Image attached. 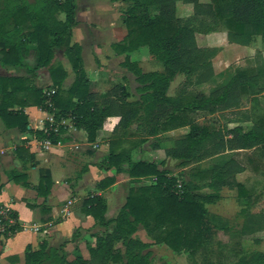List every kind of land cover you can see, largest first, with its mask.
<instances>
[{
    "label": "trees",
    "instance_id": "trees-1",
    "mask_svg": "<svg viewBox=\"0 0 264 264\" xmlns=\"http://www.w3.org/2000/svg\"><path fill=\"white\" fill-rule=\"evenodd\" d=\"M114 1L129 4L123 13L127 35L113 49L127 55L121 66L138 83L140 97L133 102L124 85L114 86L104 96L90 91L82 48L72 43L73 29L78 25L75 0H0L2 63L7 65L15 55L11 64L21 66L32 52L33 72L49 71L56 117L71 119L74 127L86 131L90 142L99 140L108 118L119 117L110 142L108 169L115 174L125 173L131 179L126 202L115 218H106L108 209L101 197L85 200V214L106 230L88 246V259L76 250L74 259L69 260L62 246L48 252L27 248L26 264H152L155 245L196 255L217 232L231 231L226 220L211 215L206 208L222 200L223 189L237 190L240 200H246L248 206L252 204L253 191L237 180L246 171L237 153L253 149L264 152V110L252 107L256 119L247 132L240 124L220 125L214 117L241 109L244 99L256 102L264 97L263 53L257 54L254 67L216 75L213 62L219 50L200 47L198 37L224 31L230 44L251 46L260 41L264 51V0ZM179 2L193 7L190 16H178ZM144 49L151 60L163 65V73H146L138 61H132L131 55ZM58 50L64 51L75 73L68 88V72L56 57ZM177 76H184L185 82L178 95L170 96L169 89ZM206 85H212L209 93L191 90ZM37 92L41 97L39 105L52 113L53 109L46 105L49 98L43 96L42 90ZM132 125H138L144 135L139 146L149 138L155 139L152 151L162 149L165 133L188 128L187 134L164 147L165 159L177 161L183 171L175 176L163 167L164 161L155 162L145 154L134 160L132 152L138 145L119 150L123 142L119 132ZM27 126L25 122L24 130ZM40 137L48 139L42 132ZM51 141L57 144L60 138L51 137ZM206 161L211 164L202 167ZM185 175L188 180L183 179ZM145 179L153 181L145 184ZM114 182L115 177H108L99 187L104 190ZM50 184L51 173L41 170L38 189L46 190ZM242 213V235L264 231V215L248 210ZM141 229L152 239L151 243L136 236ZM230 264H264V252L249 253Z\"/></svg>",
    "mask_w": 264,
    "mask_h": 264
},
{
    "label": "crops",
    "instance_id": "crops-1",
    "mask_svg": "<svg viewBox=\"0 0 264 264\" xmlns=\"http://www.w3.org/2000/svg\"><path fill=\"white\" fill-rule=\"evenodd\" d=\"M123 6L126 7L124 10L126 11L129 4L114 0H89L77 11L78 25L73 29L72 43L81 46L84 67L90 82V91L99 94V96H104L109 92L104 93L100 90L104 81H108L107 77L109 78L111 75L106 63L119 61V68H122V59L125 60L127 57L126 54H119L113 49L114 44L124 40L127 35L126 30L118 29L121 37L124 34L123 38L118 42L111 41L115 36L114 28L117 29V25L120 24L122 14L120 7ZM189 6L192 13L191 5L185 8H189ZM218 37H221L220 43L213 44L215 40H218ZM107 42L108 44H106ZM206 43H208V48L219 50L213 62L216 75L227 74L224 68L233 61H228L226 57L238 50H244V48L248 50L255 48L253 50L256 51L250 56L251 64L245 67L255 66L254 61L260 51L263 53L264 60L261 43L256 42L251 46L230 44L225 32L207 35ZM30 50H32V45ZM90 50L91 57H88ZM3 57L4 54L0 50V204L7 205L12 209L17 223L14 233L3 241V255L0 264H26L27 248H30L32 252H38L41 249L48 252L51 248L60 246L65 252L67 251V256L70 250L79 249L81 254L88 259L89 251L84 239L85 237L90 238L91 228L95 222L93 217L87 216L84 212L85 200L88 197L96 196L104 199L108 209L106 218L112 219L119 214L129 194L131 181L129 176L125 173L112 174V170L108 169L110 142L114 138L113 132L118 126L120 118H108L99 140L96 142H90L85 130L74 127L72 120L66 119L69 124L59 137L60 144H54L48 149L42 148L40 143L46 139H42L40 133H43L47 116L51 112L44 110L39 105L41 97H38L37 90H42L43 96L49 91V86L52 85L49 71L40 69L33 72L35 57L32 52L24 59L21 66L11 64L15 60V55L9 58L10 61L7 62V65L2 63ZM132 59L134 58L132 57ZM152 61L161 66L164 72L161 63ZM238 65L233 70L241 68ZM67 67H64L68 72L65 88L70 87L75 79L71 77L73 73ZM89 69L92 70V73L89 72ZM217 80L220 82L222 78L219 77ZM129 101L135 100L129 99ZM253 106L264 110V97L260 96L256 102L244 99L241 109L218 113L216 120L220 125L227 122L233 123L235 126L240 124L247 132L256 119V111L252 109ZM25 122L28 124L26 130L23 127ZM133 126H131L132 129ZM135 127H137V134L131 128L119 132V134H123V142L119 145V150L138 145L132 152L134 159H141L142 154H145L155 162H158L157 153L163 152L164 155V147L172 145L174 140L171 139L172 137L179 133L187 134L186 131H189L188 128H183L165 133L162 136V149L152 151L151 148V151H147L144 150V147L151 141L150 145L156 141L152 137L146 144L139 146L136 141L143 140L144 135L138 131V125ZM64 140L67 141L63 142ZM237 154V159L246 170L237 177V180L247 189H254L255 185L251 184L255 182L252 179L253 174H261L264 177V152L253 149L238 151ZM135 156L137 157L135 158ZM162 161H165V156L163 160L161 159ZM43 169L51 173L50 188H46V190L38 189ZM112 176L115 177L114 184L107 189H100V182ZM261 182L264 183L263 180ZM223 190L230 191L227 188ZM86 192L89 193L88 196H86ZM85 196L86 198H84ZM82 201L83 209L80 208ZM76 229H79V232L81 231L84 236L82 234L74 235ZM96 237L90 238V244L95 242ZM78 238L79 242H77ZM68 259L73 260L74 258L69 256Z\"/></svg>",
    "mask_w": 264,
    "mask_h": 264
},
{
    "label": "rangeland",
    "instance_id": "rangeland-1",
    "mask_svg": "<svg viewBox=\"0 0 264 264\" xmlns=\"http://www.w3.org/2000/svg\"><path fill=\"white\" fill-rule=\"evenodd\" d=\"M86 1H89V0H75L77 11L80 10L81 5H83ZM187 6L188 5H183L182 3H179V10H178L179 17L186 18L190 16V14H192L190 12V6L189 8H185ZM120 8L122 11L121 21H120V24L117 25V29L114 28L113 30L115 36L111 39L112 42H118L124 36L123 34V36L121 37L118 29H121L124 31L126 30V34H127V29L123 24V13L125 12L124 10L126 9V7L123 6ZM63 18H64V15L61 16V19ZM220 41H221V37H218V40H215L213 44L215 43L219 44ZM258 43H261V42L258 41ZM106 44H108V42ZM198 45L200 47H207L208 43H206V36L198 37ZM253 49L255 50V48ZM253 49L248 50L247 48H244V50H238L236 53L234 52L233 54H229V56H227L226 59L228 61H231V62L233 61V62L229 64L228 67L226 68L224 67H220V68L226 69V72L229 73V72L234 71L233 69L237 66V64H239L241 68H244L247 65L249 66V64H251V61L249 60L251 58L250 56L254 52H256ZM232 55H233V58H232ZM56 57L63 66L65 65L66 67L68 66L67 68H70V70L73 73L71 74V77L75 78V73L64 51L58 50L56 52ZM88 57H91V50L88 52ZM132 57L134 59H132ZM132 57H131L132 60L138 61L140 63V66L143 68L145 72H154V71L163 72L162 67L150 59L147 49H144L138 53H135ZM123 62H124V59H122V63ZM104 63L106 62L104 61ZM106 64H108L107 69L109 70L111 75H109L110 76L109 78L107 77L108 81H104L103 87L100 88V90L105 93V92L110 91L111 88H113L114 86L118 84L124 85L127 88V91H129V93L131 94L130 100H137L140 94L136 90L138 88V83L135 80V77L133 76V74L123 67L119 68L120 67L119 61H115V62L112 61ZM99 68H100V65H99ZM89 72L92 73V70L89 69ZM184 82H185V77L178 76L177 79H175L172 86L170 87L168 94L172 96L178 95L182 90ZM211 88H212V85H206V86H203L197 89L193 87L191 90H193L194 92L202 91L204 93H209ZM214 118L217 119L216 116ZM198 121L200 122L201 119H199ZM136 129L137 127H135L134 125L132 131L135 134H137ZM184 134L185 133H179V135L172 137L171 139L179 138L183 136ZM138 141L140 142V140L138 139L136 143H138ZM151 143L152 141L144 147L145 148L144 150L151 151L150 150ZM136 157L137 156H135V158ZM148 157L149 156L146 155V158ZM163 158H164L163 152L157 153V161L159 163H161V159L163 160ZM139 159H134V160H139ZM149 159H151V157H149ZM164 162L165 163L163 164V167L167 170H170V172L173 173V175L175 176H178L179 173L183 171L182 169L177 167L178 166L177 161H172V160L169 161V159H165ZM210 164H211V161H206L202 164V167L207 168ZM184 171H188V169H184ZM111 173L114 174L115 173L114 170H112ZM183 179L188 180V177L185 175ZM252 179H254L255 182L251 184L255 186L253 187L254 189H251L254 195L251 206H248L247 204L248 202L246 200L242 201L239 199L237 190H230V191L223 190L222 192L223 198L219 203H217L216 205L206 206L207 210L209 211L211 215L221 216L224 220L228 222L229 227L231 228V231L229 233L217 232L212 237V239L205 244L203 250L199 251L196 255H192L189 252L176 253L173 250L166 247L165 245H155L152 248V251H153L152 264H230L231 262L238 260L244 255H249V253L264 252V231L258 232L256 234L247 235V236H244L241 234V229L245 222V215H243L242 213L243 210L245 211L248 210L249 213L251 214L264 215V183L261 182V180L264 181V177L261 176V174L259 175L253 174ZM152 181L153 179L152 180L145 179L143 183L151 184ZM129 189H130V186H129ZM86 194H87L86 196H88L89 193L86 192ZM86 196L84 198H86ZM80 208L83 209V201L80 204ZM90 233H91V236H90L91 238V237H96L99 234L104 235L106 233V230L100 227L95 222L94 226L91 228ZM76 234L78 236H80L81 234L83 235L81 231L79 232V229H76L74 231V235ZM136 236L139 239L143 240L144 242H147V243L152 242V239L142 229L138 232ZM90 238L85 237L84 239L86 242L87 249L91 242ZM79 240L80 239L78 238L77 242H79ZM75 254H76V250H70L68 257L70 256L71 258H74Z\"/></svg>",
    "mask_w": 264,
    "mask_h": 264
},
{
    "label": "built area",
    "instance_id": "built-area-1",
    "mask_svg": "<svg viewBox=\"0 0 264 264\" xmlns=\"http://www.w3.org/2000/svg\"><path fill=\"white\" fill-rule=\"evenodd\" d=\"M46 96L49 98L47 106L53 109L52 113H49L46 119V125L43 127V134L48 137L40 143L41 147L48 149L54 145L51 141V137H61L63 130L68 127V120L56 117V109L53 106L51 97L55 94L54 90L47 91ZM60 144V141L57 143ZM56 145V144H55ZM16 219L14 218L12 209L4 204H0V261L3 255V241L14 233L16 226Z\"/></svg>",
    "mask_w": 264,
    "mask_h": 264
}]
</instances>
